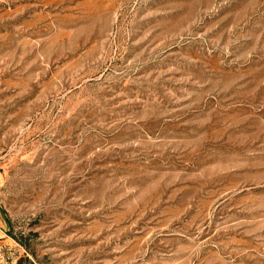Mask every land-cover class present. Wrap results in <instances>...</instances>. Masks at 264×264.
I'll list each match as a JSON object with an SVG mask.
<instances>
[{
	"label": "rangeland",
	"instance_id": "rangeland-1",
	"mask_svg": "<svg viewBox=\"0 0 264 264\" xmlns=\"http://www.w3.org/2000/svg\"><path fill=\"white\" fill-rule=\"evenodd\" d=\"M0 264H264V0H0Z\"/></svg>",
	"mask_w": 264,
	"mask_h": 264
},
{
	"label": "crops",
	"instance_id": "crops-1",
	"mask_svg": "<svg viewBox=\"0 0 264 264\" xmlns=\"http://www.w3.org/2000/svg\"><path fill=\"white\" fill-rule=\"evenodd\" d=\"M4 233H3V231H2V227H1V225H0V242H3L4 243Z\"/></svg>",
	"mask_w": 264,
	"mask_h": 264
}]
</instances>
